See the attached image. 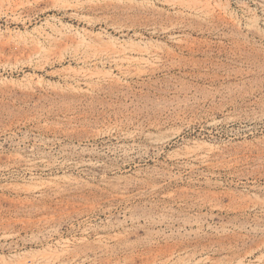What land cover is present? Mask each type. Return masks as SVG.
<instances>
[{"label": "rangeland", "instance_id": "rangeland-1", "mask_svg": "<svg viewBox=\"0 0 264 264\" xmlns=\"http://www.w3.org/2000/svg\"><path fill=\"white\" fill-rule=\"evenodd\" d=\"M233 263L264 264V0H0V264Z\"/></svg>", "mask_w": 264, "mask_h": 264}, {"label": "bare ground", "instance_id": "bare-ground-1", "mask_svg": "<svg viewBox=\"0 0 264 264\" xmlns=\"http://www.w3.org/2000/svg\"><path fill=\"white\" fill-rule=\"evenodd\" d=\"M142 53V52H141ZM234 264V263H233Z\"/></svg>", "mask_w": 264, "mask_h": 264}]
</instances>
